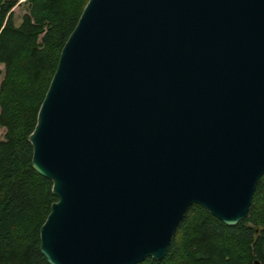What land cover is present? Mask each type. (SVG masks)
<instances>
[{
  "label": "water",
  "instance_id": "1",
  "mask_svg": "<svg viewBox=\"0 0 264 264\" xmlns=\"http://www.w3.org/2000/svg\"><path fill=\"white\" fill-rule=\"evenodd\" d=\"M28 141L48 264L160 260L192 204L238 224L264 174V0H88Z\"/></svg>",
  "mask_w": 264,
  "mask_h": 264
},
{
  "label": "trees",
  "instance_id": "2",
  "mask_svg": "<svg viewBox=\"0 0 264 264\" xmlns=\"http://www.w3.org/2000/svg\"><path fill=\"white\" fill-rule=\"evenodd\" d=\"M88 0H0V264H48L39 229L56 197L52 183L31 164L37 112L59 54ZM264 264V174L248 216L229 226L192 204L179 221L165 256L137 264Z\"/></svg>",
  "mask_w": 264,
  "mask_h": 264
},
{
  "label": "rangeland",
  "instance_id": "3",
  "mask_svg": "<svg viewBox=\"0 0 264 264\" xmlns=\"http://www.w3.org/2000/svg\"><path fill=\"white\" fill-rule=\"evenodd\" d=\"M14 25L18 26L21 23L22 16L28 11V5L25 0H18L16 5L12 8ZM3 64H0V70H3ZM3 77V76H1ZM0 77V80H1ZM4 130L0 128V140L3 139Z\"/></svg>",
  "mask_w": 264,
  "mask_h": 264
}]
</instances>
